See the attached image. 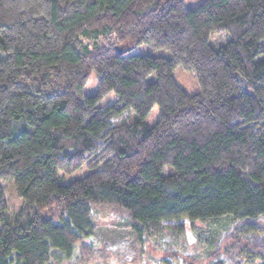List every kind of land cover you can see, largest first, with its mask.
<instances>
[{
	"label": "trees",
	"instance_id": "trees-1",
	"mask_svg": "<svg viewBox=\"0 0 264 264\" xmlns=\"http://www.w3.org/2000/svg\"><path fill=\"white\" fill-rule=\"evenodd\" d=\"M184 1L0 0V264H91L93 207L121 213L140 256L162 253L154 264H264V0ZM214 33L229 40L215 48ZM184 219L215 228L206 249L163 226Z\"/></svg>",
	"mask_w": 264,
	"mask_h": 264
},
{
	"label": "rangeland",
	"instance_id": "rangeland-1",
	"mask_svg": "<svg viewBox=\"0 0 264 264\" xmlns=\"http://www.w3.org/2000/svg\"><path fill=\"white\" fill-rule=\"evenodd\" d=\"M207 0H185L184 5L189 10L198 9ZM229 40L227 33H214L209 36V43L213 47L219 48ZM128 46V47H127ZM126 55L133 56H150V57H163L169 58L170 54L164 49H156L149 44L137 45L130 47L128 43ZM264 57V53L261 54ZM172 76L176 83L190 96L198 94L199 88L194 75L182 67H176ZM155 75H151L147 80L153 81ZM97 89L95 74L91 73L87 83L83 89V93L87 96L95 94ZM116 101V97L113 93H110L101 103L100 106L107 108ZM159 108L154 106L145 119V123L149 126H153L158 120ZM134 119V115L130 113L126 118V123H131ZM91 170L86 167H82L79 170L71 174L59 173V180L62 184H66L72 180L81 179L87 175ZM1 185L6 192L8 213L13 214L20 209V200L16 197L10 181H2ZM93 220L98 232L93 240V252L94 258L91 264H154V259H158L162 254L160 251L150 250L149 252L140 256L139 250L134 247V239L131 234L129 223L124 221V217L121 213L116 212L110 208L93 207ZM225 220V219H224ZM223 219L219 222L222 225ZM260 227L264 230V217H260L256 220ZM165 227L182 226L184 229L185 244L191 248L206 249V240L209 237V232L214 231V227L211 223H194L193 225L186 219L175 222H164ZM234 226L238 227V224ZM217 228V227H216ZM264 235V232H262ZM231 241V240H230ZM228 239L223 237L220 239V246L225 247ZM77 255V254H75ZM77 258L73 256L70 261H65L63 264H74ZM230 264V263H228Z\"/></svg>",
	"mask_w": 264,
	"mask_h": 264
}]
</instances>
